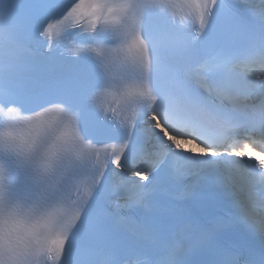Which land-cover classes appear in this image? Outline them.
Masks as SVG:
<instances>
[{"label": "snow or ice", "instance_id": "1", "mask_svg": "<svg viewBox=\"0 0 264 264\" xmlns=\"http://www.w3.org/2000/svg\"><path fill=\"white\" fill-rule=\"evenodd\" d=\"M246 149L264 0H0V264H264Z\"/></svg>", "mask_w": 264, "mask_h": 264}, {"label": "clouds", "instance_id": "2", "mask_svg": "<svg viewBox=\"0 0 264 264\" xmlns=\"http://www.w3.org/2000/svg\"><path fill=\"white\" fill-rule=\"evenodd\" d=\"M171 131H172L173 138L175 139L179 135V132L178 130H171ZM175 142L177 144H183L185 151L193 150V147H190V146H194L196 149L200 150L193 141H183L180 139H175ZM246 151H250V150L246 149ZM259 155H264V153H258V156ZM258 161L264 163V159H259Z\"/></svg>", "mask_w": 264, "mask_h": 264}]
</instances>
